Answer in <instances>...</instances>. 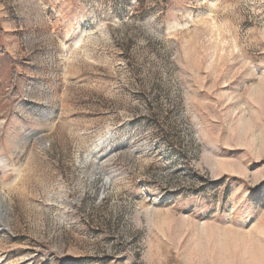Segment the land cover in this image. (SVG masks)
<instances>
[{"label": "rangeland", "instance_id": "rangeland-1", "mask_svg": "<svg viewBox=\"0 0 264 264\" xmlns=\"http://www.w3.org/2000/svg\"><path fill=\"white\" fill-rule=\"evenodd\" d=\"M0 191V264H264V0H0Z\"/></svg>", "mask_w": 264, "mask_h": 264}, {"label": "bare ground", "instance_id": "bare-ground-1", "mask_svg": "<svg viewBox=\"0 0 264 264\" xmlns=\"http://www.w3.org/2000/svg\"><path fill=\"white\" fill-rule=\"evenodd\" d=\"M2 197H3V194H2V192L0 191V216L2 217V216H4L5 215V213L3 212V210L1 209V206H2Z\"/></svg>", "mask_w": 264, "mask_h": 264}, {"label": "trees", "instance_id": "trees-1", "mask_svg": "<svg viewBox=\"0 0 264 264\" xmlns=\"http://www.w3.org/2000/svg\"><path fill=\"white\" fill-rule=\"evenodd\" d=\"M10 62H12V60H10Z\"/></svg>", "mask_w": 264, "mask_h": 264}]
</instances>
